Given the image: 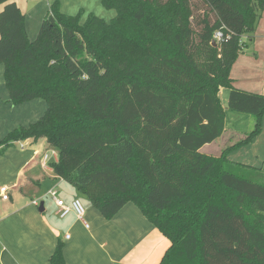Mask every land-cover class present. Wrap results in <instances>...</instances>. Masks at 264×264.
Wrapping results in <instances>:
<instances>
[{"label":"trees","instance_id":"obj_1","mask_svg":"<svg viewBox=\"0 0 264 264\" xmlns=\"http://www.w3.org/2000/svg\"><path fill=\"white\" fill-rule=\"evenodd\" d=\"M100 2L114 18L70 16L56 0L33 42L16 5L0 15L9 103L46 104L0 141V154L45 140L58 153L55 174L104 218L133 203L169 240L160 264H264V165L228 158L262 131L264 96L236 89L231 70L253 43L264 0ZM221 89L252 125L212 156L201 150L225 132ZM51 263L66 264L62 244Z\"/></svg>","mask_w":264,"mask_h":264},{"label":"crops","instance_id":"obj_2","mask_svg":"<svg viewBox=\"0 0 264 264\" xmlns=\"http://www.w3.org/2000/svg\"><path fill=\"white\" fill-rule=\"evenodd\" d=\"M55 1L11 0L0 5V15L7 6L16 5L25 18L26 36L33 42ZM59 1L62 12L67 15H76L77 10L85 11V17L90 13L103 19L111 15L100 0ZM73 7L77 9L71 10ZM240 22L239 18V26ZM224 24L230 31H236L227 22ZM231 78L236 89L264 96V11L253 43L240 53L231 70ZM219 96L226 112L225 132L201 150L212 156H220L226 144L242 140L252 125L250 115L229 110L228 89H221ZM37 103L34 101L15 107L9 103L4 66L0 65V141L11 131L28 127L44 115L42 104ZM32 106L36 107V113L31 110ZM229 119L236 123H230ZM241 124L247 127H241ZM262 127L261 133L250 144L228 155L230 161L238 163L246 153L247 157L242 162L252 163L255 159L264 163V120ZM25 142L27 145L23 150L15 147L20 143H15L14 147L0 154V189L10 187L8 200L0 196V264H52L51 258L61 244L66 264H160L170 242L135 204H127L114 218L107 220L86 197L82 200L80 193L56 175L50 166L42 168L44 154L51 151L45 140ZM258 146L263 151V157L256 154ZM208 148L211 151L205 153ZM251 152H255V156ZM53 162L50 161V164ZM55 187L60 189V197L68 205L74 200L82 202L89 229L74 212L65 218L56 214V204L48 195ZM35 200L40 202V207L33 205Z\"/></svg>","mask_w":264,"mask_h":264},{"label":"built area","instance_id":"obj_3","mask_svg":"<svg viewBox=\"0 0 264 264\" xmlns=\"http://www.w3.org/2000/svg\"><path fill=\"white\" fill-rule=\"evenodd\" d=\"M223 40V34L222 32H217L214 36V42L220 44V42ZM26 142H21L20 143V148L23 150L26 147ZM51 156L47 152L44 154L41 162V166L43 169H48L50 166V160H53L54 162H58V153L55 151H52ZM9 191L10 187L8 186H3L0 189V196L3 200H8L9 199ZM49 197L55 202L56 207H57V215L60 218H65L67 217L71 212H74L76 214V217L78 220L84 223L85 227L89 229V224L85 220L86 216V209L83 206L82 202L80 200H74L71 205H68L65 200H63L60 197V192L59 190L55 187L51 189L48 193ZM33 205L40 207L41 204L38 200L33 201Z\"/></svg>","mask_w":264,"mask_h":264},{"label":"rangeland","instance_id":"obj_4","mask_svg":"<svg viewBox=\"0 0 264 264\" xmlns=\"http://www.w3.org/2000/svg\"><path fill=\"white\" fill-rule=\"evenodd\" d=\"M73 9H77L76 7H73L71 10H73ZM70 10V11H71ZM106 10V9H105ZM81 10H77L75 13H77V14H79V12H80ZM107 12H109L108 10H106ZM85 12V11H84ZM111 12V15L110 16H108L107 18L105 17L104 19H106V20H110V19H112V18H114L115 17V15H116V13H115V11H110ZM86 13V12H85ZM76 14V15H77ZM70 16H75V15H70ZM41 29V28H40ZM37 104H42L41 106H42V108H43V112H42V114L44 113V111H46V104L44 103V102H41V101H38V103ZM31 106V105H30ZM29 108V107H28ZM38 108V107H37ZM31 110H35L34 111V113H36L37 111H36V107H34V106H32L31 107ZM35 115H38V114H35ZM35 115L33 116V119L35 118ZM40 115V114H39ZM247 116V115H246ZM229 122L230 123H233V124H235L236 122L235 121H233L232 119H229ZM243 124H241V127H247V126H245V124L242 126ZM251 126V125H250ZM251 128V127H250ZM263 128V127H262ZM248 129V128H247ZM243 136H245V135H243ZM17 143H21V142H17ZM233 144V143H232ZM232 144H226L227 146L228 145H232ZM15 147H19L20 148V146H15ZM226 147V146H225ZM18 148V149H19ZM216 148V147H215ZM242 148H244V147H241V148H239V149H237V150H240V149H242ZM236 150V151H237ZM211 151V149H205L204 150V152L205 153H209ZM48 153H49V155L51 156V159H52V155H51V153H52V150L51 151H47ZM46 152V153H47ZM45 153V154H46ZM262 153H263V151H261V149H260V147L258 146L257 147V152H256V154H258V155H260V157H263V155H262ZM251 154L253 155V156H255V152H251ZM246 157H247V154L245 153L244 155H242L241 156V161L240 162H238V163H241V164H246V165H250V166H253V167H256V168H261V167H263V165H264V163H262L261 161L259 162H257L255 159L253 160V162L252 163H245V162H242L244 159H246ZM50 161H52V160H50ZM254 163V164H253ZM255 163H258V164H255ZM59 191H60V189H59ZM81 195V199L82 200H84V196L82 195V194H80ZM36 197H38L37 199H39L40 197L39 196H36Z\"/></svg>","mask_w":264,"mask_h":264},{"label":"water","instance_id":"obj_5","mask_svg":"<svg viewBox=\"0 0 264 264\" xmlns=\"http://www.w3.org/2000/svg\"><path fill=\"white\" fill-rule=\"evenodd\" d=\"M214 46H217V43L216 42H214ZM42 208L43 207H41V209H40L41 212L43 211Z\"/></svg>","mask_w":264,"mask_h":264}]
</instances>
